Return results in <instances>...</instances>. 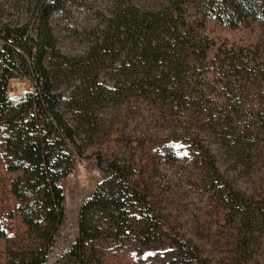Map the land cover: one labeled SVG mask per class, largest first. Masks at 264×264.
Here are the masks:
<instances>
[{
    "label": "trees",
    "instance_id": "16d2710c",
    "mask_svg": "<svg viewBox=\"0 0 264 264\" xmlns=\"http://www.w3.org/2000/svg\"><path fill=\"white\" fill-rule=\"evenodd\" d=\"M66 3L38 0L29 20L0 22L4 159L10 172L21 173L12 192L32 240L11 253L7 264H49L65 221L64 179L80 155L79 141L96 134L100 111L117 99L147 100L169 123L179 116L195 124L201 142L215 139L199 148L203 159L213 160L210 171L219 170L221 161L235 171L251 170L255 146L264 136L262 101L247 106L260 85L264 88V44L215 51L207 34L210 21L230 30L264 31V0H149L147 5L118 0L107 27L75 56L62 50L61 27L55 23ZM24 71L35 91L14 105L9 84L23 79L19 74ZM104 73L114 82L112 88L101 81ZM98 166L108 177L81 207L78 237L65 252L71 264H97L108 237L127 241L131 212L139 217V248L163 236L160 222L149 215L151 201L143 195L142 182L130 180L133 164L115 158L106 166L99 159ZM174 264L198 261L187 247Z\"/></svg>",
    "mask_w": 264,
    "mask_h": 264
},
{
    "label": "rangeland",
    "instance_id": "374dc122",
    "mask_svg": "<svg viewBox=\"0 0 264 264\" xmlns=\"http://www.w3.org/2000/svg\"><path fill=\"white\" fill-rule=\"evenodd\" d=\"M37 1L0 0V22L29 20ZM130 1L133 5L149 3ZM117 4L118 0H67L64 11L55 16L61 27L62 50L69 56L85 52L100 34L96 32L107 27ZM207 31L215 51L222 46L264 44L260 28L230 30L210 21ZM3 43L0 39V52ZM19 75L23 79L13 78L8 88L14 105L35 91L25 71ZM105 75L101 81L112 88L114 82ZM260 90L248 99L247 106H259L262 101L264 107L262 85ZM117 100L100 111L96 134L79 141L80 155L76 153L73 170L64 179L65 221L48 254L49 264H71L65 252L78 237L81 207L108 177L98 160L106 166L115 158L133 164L130 180L142 182L143 195L151 201L149 215L160 222L163 236L151 247L139 248L135 235L139 217L131 212L129 239L114 242L108 237L97 264H174L187 247L198 264H264V136L255 146L251 170L235 171L221 161L220 171H210L213 160L203 159L199 148L213 145L215 139L201 142L195 124L188 125L179 116L174 117L176 123H169L166 114L147 100ZM5 131L0 123V234L6 236L0 237V264H7L11 253L32 243L12 192V183L21 173L10 172L4 159ZM186 131L194 135L188 137Z\"/></svg>",
    "mask_w": 264,
    "mask_h": 264
}]
</instances>
